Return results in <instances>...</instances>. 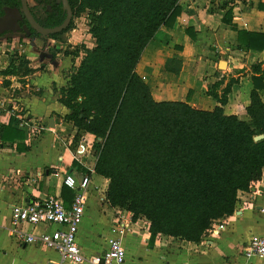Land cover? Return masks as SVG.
Listing matches in <instances>:
<instances>
[{"label": "crops", "instance_id": "1", "mask_svg": "<svg viewBox=\"0 0 264 264\" xmlns=\"http://www.w3.org/2000/svg\"><path fill=\"white\" fill-rule=\"evenodd\" d=\"M179 5L181 13L173 26L161 28L144 50L137 74L155 101L187 102L200 110L218 106L206 95V83L225 75V85L233 78L236 82L223 112L246 119L253 89L250 67L261 63L264 69V50L237 49L232 26L264 34V0H180ZM1 39L5 41L0 43V123L7 125L12 117V126L24 132V141L20 148L16 143L0 147V264H70L38 244H19L9 233L14 205L58 196L68 206L73 196L63 185L68 174L77 180L89 178L77 244L86 257L101 253L107 240L115 237L111 230L115 210L103 203L108 180L93 172L94 137L83 134L74 141L77 129L64 120L68 109L60 102L70 69L78 66L83 48L92 47H82V40L91 35L83 38L71 28L51 38L19 40V34H13ZM174 58L182 64L179 75L165 70V62ZM21 60L26 73L1 75L12 62L19 70ZM258 93L264 102V89ZM233 212L220 232L197 244L163 235L150 240L147 220L135 219L121 240L125 264H264V258L246 259L242 252L252 236H264V170L247 192H238ZM45 229L23 227L33 234Z\"/></svg>", "mask_w": 264, "mask_h": 264}, {"label": "trees", "instance_id": "2", "mask_svg": "<svg viewBox=\"0 0 264 264\" xmlns=\"http://www.w3.org/2000/svg\"><path fill=\"white\" fill-rule=\"evenodd\" d=\"M67 1L72 18L86 14L93 46L70 69L60 102L68 109L64 120L77 129L74 141L83 134L94 137L93 172L108 180L103 203L127 210L132 221L147 220L150 240L163 235L199 243L213 221L233 213L238 192H247L262 177V64L250 67L253 89L244 120L223 112L236 82L231 78L224 85L225 75L206 83V95L218 104L212 110L157 102L136 67L155 34L173 26L181 13L180 0ZM34 2L30 12L39 26L49 29L64 22L60 0ZM15 4L18 0H0V17ZM71 28L72 20L61 33ZM232 29L237 49L264 50V34ZM29 30V36L20 33L43 38ZM181 65L168 59L165 70L179 75ZM17 70L12 62L1 75ZM13 122L11 117L7 125L0 123V147L16 143L20 148L23 143L24 132Z\"/></svg>", "mask_w": 264, "mask_h": 264}, {"label": "built area", "instance_id": "3", "mask_svg": "<svg viewBox=\"0 0 264 264\" xmlns=\"http://www.w3.org/2000/svg\"><path fill=\"white\" fill-rule=\"evenodd\" d=\"M5 41L1 39L0 43ZM89 178L77 180L72 175L63 178V185L73 192L68 206L58 196L32 201L23 205H14L10 212L9 233L21 245L38 244L42 248L55 252L61 262L70 264H125L126 251L122 245L123 236L130 231L132 214L115 207V217L111 230L115 237L107 240L104 251L86 257L79 248L76 238L82 222L86 202ZM234 213V212H233ZM228 216L212 222L209 236L216 235L226 224ZM24 226L35 228L45 226L39 234L27 233ZM246 259L264 258V236H252L242 248Z\"/></svg>", "mask_w": 264, "mask_h": 264}, {"label": "water", "instance_id": "4", "mask_svg": "<svg viewBox=\"0 0 264 264\" xmlns=\"http://www.w3.org/2000/svg\"><path fill=\"white\" fill-rule=\"evenodd\" d=\"M62 4V9L66 13L64 22L55 28H42L37 24L35 19L30 13L29 7L27 5V0H20L21 8H5L4 14L0 17V36L6 32L17 34L23 32L24 35L29 36L30 31L26 25L20 27L18 21L21 20L22 16L25 17L29 27L35 33L45 38L50 35L59 34L66 30L72 20V10L68 4L67 0H60Z\"/></svg>", "mask_w": 264, "mask_h": 264}, {"label": "rangeland", "instance_id": "5", "mask_svg": "<svg viewBox=\"0 0 264 264\" xmlns=\"http://www.w3.org/2000/svg\"><path fill=\"white\" fill-rule=\"evenodd\" d=\"M28 5L29 6H35L36 3L34 2V0H28ZM72 28L77 29L80 32V36H82L83 38L86 37L88 32H87V17H86L85 13L81 14L77 18H72ZM22 36H24V35L19 33V38H20L19 40H23V39H21ZM82 41L85 42V44H82V47H85V46L90 47L91 45L93 46V40L92 39H83ZM82 51L84 53V51H85L84 48ZM22 60H21V68L16 73V76H18V77H20L24 73H26V70H27V68L24 66V63ZM76 62H77L76 60H73V64H75Z\"/></svg>", "mask_w": 264, "mask_h": 264}, {"label": "flooded vegetation", "instance_id": "6", "mask_svg": "<svg viewBox=\"0 0 264 264\" xmlns=\"http://www.w3.org/2000/svg\"><path fill=\"white\" fill-rule=\"evenodd\" d=\"M61 2V1H60ZM19 5V6H18ZM27 5H28V0H27ZM28 7H29V10H30V7H32V6H29L28 5ZM8 8H17V9H20L21 8V3H20V0H18V4H15L14 6H12V7H8ZM31 13V12H30ZM4 14V13H3ZM32 15V14H31ZM18 25L20 26V27H23L24 25H26L27 27H28V29H31L30 27H29V25H28V23H27V21H26V19H25V17L24 16H22V18H21V20L20 21H18ZM30 31V30H29ZM7 33V34H6ZM6 33H4L5 35H3L2 34V36H0V37H7V36H9V35H13V33H10V32H6ZM31 33V32H30ZM17 34H19V33H17ZM22 34V33H21ZM45 38H47V37H45Z\"/></svg>", "mask_w": 264, "mask_h": 264}]
</instances>
